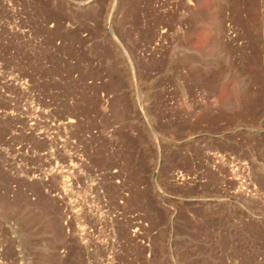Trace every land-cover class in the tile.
<instances>
[{"label": "rangeland", "instance_id": "1", "mask_svg": "<svg viewBox=\"0 0 264 264\" xmlns=\"http://www.w3.org/2000/svg\"><path fill=\"white\" fill-rule=\"evenodd\" d=\"M0 264H264V0H0Z\"/></svg>", "mask_w": 264, "mask_h": 264}, {"label": "bare ground", "instance_id": "2", "mask_svg": "<svg viewBox=\"0 0 264 264\" xmlns=\"http://www.w3.org/2000/svg\"><path fill=\"white\" fill-rule=\"evenodd\" d=\"M69 123H72V121L70 120Z\"/></svg>", "mask_w": 264, "mask_h": 264}]
</instances>
